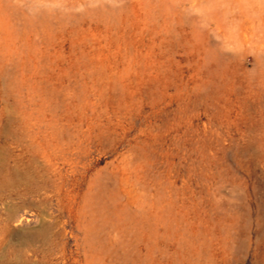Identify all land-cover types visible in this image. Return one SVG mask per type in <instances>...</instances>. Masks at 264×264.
<instances>
[{"label": "rangeland", "instance_id": "1", "mask_svg": "<svg viewBox=\"0 0 264 264\" xmlns=\"http://www.w3.org/2000/svg\"><path fill=\"white\" fill-rule=\"evenodd\" d=\"M0 264H264V0H0Z\"/></svg>", "mask_w": 264, "mask_h": 264}]
</instances>
